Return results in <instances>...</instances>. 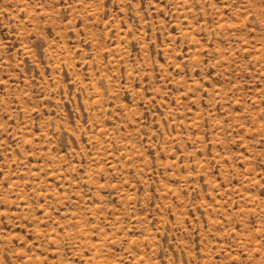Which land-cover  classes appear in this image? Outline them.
Masks as SVG:
<instances>
[{
	"label": "rangeland",
	"instance_id": "obj_1",
	"mask_svg": "<svg viewBox=\"0 0 264 264\" xmlns=\"http://www.w3.org/2000/svg\"><path fill=\"white\" fill-rule=\"evenodd\" d=\"M0 264H264V0H0Z\"/></svg>",
	"mask_w": 264,
	"mask_h": 264
}]
</instances>
